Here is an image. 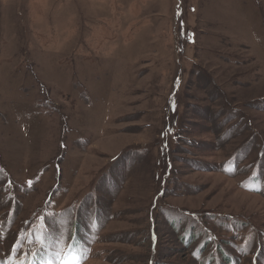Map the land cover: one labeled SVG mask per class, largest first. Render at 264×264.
<instances>
[{
	"label": "rangeland",
	"instance_id": "374dc122",
	"mask_svg": "<svg viewBox=\"0 0 264 264\" xmlns=\"http://www.w3.org/2000/svg\"><path fill=\"white\" fill-rule=\"evenodd\" d=\"M216 244L264 263V0H0V264Z\"/></svg>",
	"mask_w": 264,
	"mask_h": 264
},
{
	"label": "trees",
	"instance_id": "16d2710c",
	"mask_svg": "<svg viewBox=\"0 0 264 264\" xmlns=\"http://www.w3.org/2000/svg\"><path fill=\"white\" fill-rule=\"evenodd\" d=\"M233 231H234V229H233ZM206 233H207V232H206ZM210 234H211V233H210ZM208 235H209V234H208ZM262 235H263V234H262ZM209 236H210V238L208 239V240H209V243H210V242L212 243V241H213V237H212V235H209ZM256 238H257L258 240H260L262 237H261V236H256ZM254 239H255L254 235L248 237V238L246 239L245 243H244L242 246H247V245H248L251 241H253ZM157 244H158V238H157ZM151 248H152V250H154V249L157 248V246L153 247V246L151 245ZM220 254H221V251H218V246H217V244H216V247L214 246V250H213V251H210V253H209V256H212V259H213L212 264L217 260V258L219 257ZM223 258H224V260H222L221 257H220V259H221L222 261L226 262L224 256H223ZM23 261H24V263H25V260H23ZM29 263H31L30 260H29L28 264H29ZM150 263L153 264V260H151ZM25 264H27V263H25ZM263 264H264V263H263Z\"/></svg>",
	"mask_w": 264,
	"mask_h": 264
}]
</instances>
